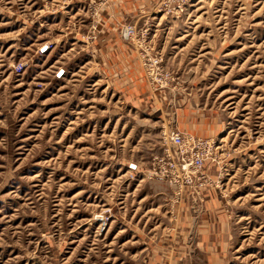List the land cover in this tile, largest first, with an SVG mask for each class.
<instances>
[{
	"label": "rangeland",
	"instance_id": "rangeland-1",
	"mask_svg": "<svg viewBox=\"0 0 264 264\" xmlns=\"http://www.w3.org/2000/svg\"><path fill=\"white\" fill-rule=\"evenodd\" d=\"M0 264H264V0H0Z\"/></svg>",
	"mask_w": 264,
	"mask_h": 264
},
{
	"label": "built area",
	"instance_id": "built-area-1",
	"mask_svg": "<svg viewBox=\"0 0 264 264\" xmlns=\"http://www.w3.org/2000/svg\"><path fill=\"white\" fill-rule=\"evenodd\" d=\"M170 143L174 150L167 148L160 158L154 160L150 177L174 186L177 188V195L181 196L182 189L191 188V176L204 166V160L195 144L205 145V142L191 136L172 134Z\"/></svg>",
	"mask_w": 264,
	"mask_h": 264
}]
</instances>
